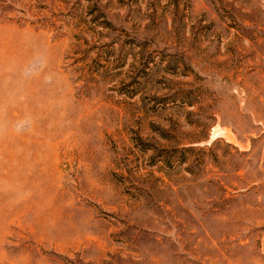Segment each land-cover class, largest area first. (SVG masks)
Returning <instances> with one entry per match:
<instances>
[{
  "label": "rangeland",
  "instance_id": "obj_1",
  "mask_svg": "<svg viewBox=\"0 0 264 264\" xmlns=\"http://www.w3.org/2000/svg\"><path fill=\"white\" fill-rule=\"evenodd\" d=\"M0 264H264V0H0Z\"/></svg>",
  "mask_w": 264,
  "mask_h": 264
},
{
  "label": "bare ground",
  "instance_id": "obj_2",
  "mask_svg": "<svg viewBox=\"0 0 264 264\" xmlns=\"http://www.w3.org/2000/svg\"><path fill=\"white\" fill-rule=\"evenodd\" d=\"M216 136H222L223 138H226L228 140H230V133L229 131L225 130V129H220V128H216L213 132V138H215Z\"/></svg>",
  "mask_w": 264,
  "mask_h": 264
}]
</instances>
